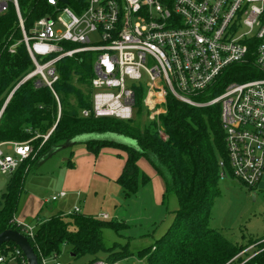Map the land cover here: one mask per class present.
I'll use <instances>...</instances> for the list:
<instances>
[{"label": "trees", "instance_id": "1", "mask_svg": "<svg viewBox=\"0 0 264 264\" xmlns=\"http://www.w3.org/2000/svg\"><path fill=\"white\" fill-rule=\"evenodd\" d=\"M22 5L30 20L28 26L48 9L45 0H27ZM20 38L15 12L0 15V145L29 143L37 152L10 176L0 197V234L10 229L23 233L40 264L43 257L59 259L63 245L71 248L73 258L91 256L89 264L102 261L101 252L108 254L107 263L121 262L120 253L134 256L126 247L120 251H116V246L104 247L102 232L105 228L117 229L122 223L116 220L82 213H59L45 220L38 216L33 238L16 220L20 200L26 193V178L34 165L82 136L109 134L130 139L136 146L101 139L85 140L82 144L95 156L108 147L125 152V165L116 181L125 198L136 196L151 181L139 166L144 158L164 181V202L175 196L179 203L173 225L154 245L137 254L146 259L145 264H234L232 261L250 244L234 241L209 226L214 202L221 194L220 161H227L220 104L197 108L169 96L160 128L156 122L143 121L144 91L139 90L134 119L86 118L81 112L92 107L95 54L80 53L61 59L56 64L59 80L53 85V92L46 86L37 87V78L21 84L35 67L24 44L15 53L9 52L10 45ZM255 46L247 63L229 67L197 100L218 97L230 83L262 78L254 63ZM46 136L49 137L45 141ZM68 166L75 167L71 158ZM15 248L13 243H6L1 251ZM258 250L247 264H264V247Z\"/></svg>", "mask_w": 264, "mask_h": 264}, {"label": "built area", "instance_id": "2", "mask_svg": "<svg viewBox=\"0 0 264 264\" xmlns=\"http://www.w3.org/2000/svg\"><path fill=\"white\" fill-rule=\"evenodd\" d=\"M25 1L0 0V15L13 10L21 33L9 52L24 44L35 67L21 84L37 78V87L54 92L56 64L91 52L92 107L82 110L83 117L130 121L137 113L139 90L144 91V115L152 122L167 113L169 96L197 108L220 104L227 150V161H220V179L234 178L251 191L258 188L264 176V0H45L48 9L30 26ZM254 45V63L262 78L230 83L218 97L197 100L229 67L247 63ZM4 146L12 147L13 155ZM32 153L29 143L1 144L0 172L12 176ZM66 196L60 192L51 201ZM80 212L76 207L68 215ZM18 224L34 237V226ZM0 264L28 263L15 248L0 250ZM42 264L61 263L43 257Z\"/></svg>", "mask_w": 264, "mask_h": 264}, {"label": "rangeland", "instance_id": "3", "mask_svg": "<svg viewBox=\"0 0 264 264\" xmlns=\"http://www.w3.org/2000/svg\"><path fill=\"white\" fill-rule=\"evenodd\" d=\"M91 38L95 41L98 39L97 35ZM146 118L144 115L145 123L149 121ZM156 123L161 128L160 119ZM99 139L136 146L130 139L109 134L78 138L79 141ZM8 148L12 147L3 149L13 155L12 149ZM36 153L33 150L31 159ZM70 158L75 163L74 168L68 166ZM125 159L124 151L112 147L103 149L98 156L88 152L82 143L58 150L32 167L26 178V193L20 200L16 219L35 227L39 220L60 211L70 212L75 207L86 215L100 217L101 213L107 214L110 219L104 220H116L122 224L117 229L103 230L104 247L116 246V251L126 247L134 254L127 257L120 253L119 257L123 260L118 263L145 264L146 259H141L137 254L154 245L173 225L179 203L175 196H170L164 202V181L144 158L140 160V168L151 181L136 196L125 198L123 189L113 179L123 171ZM9 179V176L0 172V197L5 193ZM60 192H66L68 197L57 202L51 201V197ZM220 192L212 208L209 226L223 231L234 241L250 244L232 261L241 264L254 251L264 247V176L259 189L254 191L234 178L221 180ZM70 250L69 246H62L58 259L61 264H89L92 260L91 256L73 258ZM99 258L102 261L109 260L108 254L104 252L99 254Z\"/></svg>", "mask_w": 264, "mask_h": 264}, {"label": "water", "instance_id": "4", "mask_svg": "<svg viewBox=\"0 0 264 264\" xmlns=\"http://www.w3.org/2000/svg\"><path fill=\"white\" fill-rule=\"evenodd\" d=\"M64 2H67L66 0H63ZM84 141H79L78 139H75L71 141L69 146H73L77 143H83ZM6 243H13L17 246L23 253L24 257L27 260L28 264H40L38 256L32 247L30 241L28 238L21 232L17 230H6L0 234V250L2 246Z\"/></svg>", "mask_w": 264, "mask_h": 264}, {"label": "crops", "instance_id": "5", "mask_svg": "<svg viewBox=\"0 0 264 264\" xmlns=\"http://www.w3.org/2000/svg\"><path fill=\"white\" fill-rule=\"evenodd\" d=\"M5 147V146H4ZM3 147V148H4ZM7 150H10V148H8ZM126 160V159H125ZM140 161H139V166H140ZM124 165H125V162H124ZM124 165H123V168H124ZM141 167V166H140ZM121 173H122V171H121ZM121 173L119 174V175H117V176H115L113 179H115L116 181H117V179H118V177L121 175ZM117 183V182H116ZM259 187H260V185L258 186V189H259ZM68 197V195L65 197V198H67ZM64 198V199H65ZM61 200H63V199H61ZM76 208V207H75ZM74 208V209H75ZM54 209V208H53ZM74 209H72L73 211H74ZM42 210V209H41ZM72 210L70 211V212H72ZM70 212H62V211H60L59 213H63V214H68V213H70ZM59 213H56V214H59ZM81 213V212H80ZM83 214V213H82ZM102 215V213L100 214V216ZM107 215V214H106ZM108 218L110 219V216L108 215ZM48 219V218H47ZM45 220V219H44ZM18 221V220H17ZM19 222V221H18Z\"/></svg>", "mask_w": 264, "mask_h": 264}]
</instances>
